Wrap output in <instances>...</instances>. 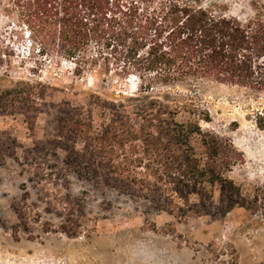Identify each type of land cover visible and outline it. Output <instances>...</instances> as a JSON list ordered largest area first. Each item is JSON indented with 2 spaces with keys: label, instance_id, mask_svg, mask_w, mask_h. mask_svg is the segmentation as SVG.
<instances>
[{
  "label": "rangeland",
  "instance_id": "374dc122",
  "mask_svg": "<svg viewBox=\"0 0 264 264\" xmlns=\"http://www.w3.org/2000/svg\"><path fill=\"white\" fill-rule=\"evenodd\" d=\"M202 1L242 20L264 14V0ZM19 31L12 0H0V264H264L263 93L207 80L172 90L208 110L203 130L244 155L229 174L234 189L209 188L207 215L176 218L104 179H80L58 135L64 104L88 108L98 96L133 115L144 99L139 81L78 77L69 62L39 71ZM189 202L201 200L190 193Z\"/></svg>",
  "mask_w": 264,
  "mask_h": 264
},
{
  "label": "trees",
  "instance_id": "16d2710c",
  "mask_svg": "<svg viewBox=\"0 0 264 264\" xmlns=\"http://www.w3.org/2000/svg\"><path fill=\"white\" fill-rule=\"evenodd\" d=\"M12 4L21 29L15 36L27 44L37 70L69 62L78 77L95 71L139 81L144 99L133 115L124 102L98 96L88 108H61L58 135L71 148L68 163L80 179H104L180 219L209 213V188L234 189L229 174L244 161L243 153L227 138L203 130L209 111L172 90L207 80L264 94L263 12L242 20L202 0ZM6 54L14 56V50ZM152 94L159 95L147 98ZM256 125L264 131V114ZM190 193L200 197L199 205L190 204Z\"/></svg>",
  "mask_w": 264,
  "mask_h": 264
}]
</instances>
